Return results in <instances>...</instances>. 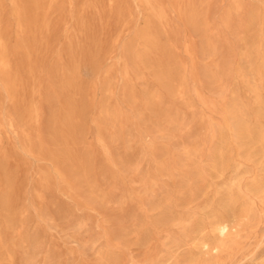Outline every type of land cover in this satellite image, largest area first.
<instances>
[{"label": "rangeland", "instance_id": "374dc122", "mask_svg": "<svg viewBox=\"0 0 264 264\" xmlns=\"http://www.w3.org/2000/svg\"><path fill=\"white\" fill-rule=\"evenodd\" d=\"M0 264H264V0H0Z\"/></svg>", "mask_w": 264, "mask_h": 264}, {"label": "bare ground", "instance_id": "6f19581e", "mask_svg": "<svg viewBox=\"0 0 264 264\" xmlns=\"http://www.w3.org/2000/svg\"><path fill=\"white\" fill-rule=\"evenodd\" d=\"M223 233V232H222Z\"/></svg>", "mask_w": 264, "mask_h": 264}]
</instances>
